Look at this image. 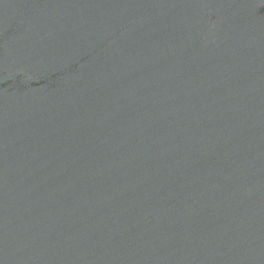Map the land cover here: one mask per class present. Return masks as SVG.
<instances>
[{"label": "water", "instance_id": "obj_1", "mask_svg": "<svg viewBox=\"0 0 264 264\" xmlns=\"http://www.w3.org/2000/svg\"><path fill=\"white\" fill-rule=\"evenodd\" d=\"M0 264H264V0H0Z\"/></svg>", "mask_w": 264, "mask_h": 264}]
</instances>
